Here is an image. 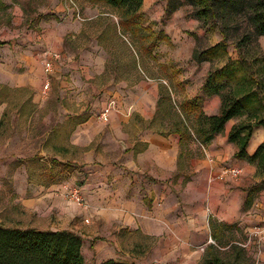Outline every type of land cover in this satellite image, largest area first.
Masks as SVG:
<instances>
[{
  "label": "rangeland",
  "instance_id": "374dc122",
  "mask_svg": "<svg viewBox=\"0 0 264 264\" xmlns=\"http://www.w3.org/2000/svg\"><path fill=\"white\" fill-rule=\"evenodd\" d=\"M166 1L143 0L142 25L168 38L147 54L137 39L115 31L118 17L114 11L92 5L90 0H0V43H3L0 78L23 85L0 86V115L5 112L10 118L6 133L16 144L27 129L30 136L46 131L49 133L47 145L60 148L59 163L70 166L68 169L56 166L46 150L44 156H34L39 165L30 163L34 178L40 181L53 178L61 185L83 182V166L72 161L82 159L84 151L70 152L69 137L84 120H95L93 127L100 126L98 116L110 101L115 102L113 113L118 116L123 110L137 115L155 109L151 128L161 133L168 132L176 120L167 106L156 110L159 97L165 93L171 97L177 115L181 116L184 102H192L205 115L213 112L212 97L204 96L201 87L208 72L221 68L229 60L240 57L246 60L262 84L259 95L264 103V73L259 75L260 61L264 64V37L250 39L238 52L233 42L240 37L242 22L239 31L231 27L223 40L219 24L197 21L193 17L194 9L184 0H180L179 9L166 16ZM223 42V57L200 64L192 59L194 52L200 53ZM53 45L61 50L56 52L59 58L53 61V72L47 78L43 60L47 51L55 52ZM46 79L50 87L44 91ZM205 108L208 109L205 111ZM239 122L240 119H233L227 126L231 129ZM186 124L193 132V116ZM257 130L262 128H253L251 139L255 141L259 139ZM223 136L224 132L214 139L220 140ZM231 145L236 152V147ZM91 147H98L97 140ZM240 161L242 165L230 166L242 170L248 165L251 171L242 170L240 181L233 185L241 196L240 214L232 224L234 228L223 231L218 257L221 264H264V242H257L249 234L253 227L264 222V186L254 196L250 208L242 210L247 191L261 184L264 174L260 176L255 164ZM51 168L55 175L48 174ZM230 242L231 247H225ZM141 255L140 264H156L144 253Z\"/></svg>",
  "mask_w": 264,
  "mask_h": 264
},
{
  "label": "crops",
  "instance_id": "0c3cea01",
  "mask_svg": "<svg viewBox=\"0 0 264 264\" xmlns=\"http://www.w3.org/2000/svg\"><path fill=\"white\" fill-rule=\"evenodd\" d=\"M52 49L55 52L49 51L51 54L59 55L56 52L61 47L53 45ZM2 84L23 87L0 78ZM211 99L213 112L208 116L217 114L220 106L218 97ZM154 110L137 115L123 110L121 116L112 113L106 124L97 120L101 125L93 127L95 120L89 119L72 130L70 152L84 151L82 159L72 162L83 166V182L78 185L88 202L87 210L67 204L56 179L34 178L30 164L37 162L34 156H44L47 150L53 161H60L59 146L47 145L49 133L30 136L27 129L14 144L6 133L10 118L3 112L0 225L75 233L82 239L84 264L108 260L140 264L143 253L156 264H204L208 249L214 246L220 250L223 231L229 230L220 229L222 235L216 241L211 237V224L234 228L240 214L241 196L233 185L241 178L232 182L220 181L217 176L231 164L243 163L234 158V147L227 143L228 124L224 136L209 146L195 140L182 146L172 126L163 133L151 128ZM256 132L259 139L250 140L248 155L264 140L262 130ZM94 140L98 147H91ZM242 170L247 173L251 168L247 165Z\"/></svg>",
  "mask_w": 264,
  "mask_h": 264
},
{
  "label": "trees",
  "instance_id": "16d2710c",
  "mask_svg": "<svg viewBox=\"0 0 264 264\" xmlns=\"http://www.w3.org/2000/svg\"><path fill=\"white\" fill-rule=\"evenodd\" d=\"M90 2L114 11L118 17L115 31L137 39L147 54L155 49L158 43L168 40L164 34H155L150 28L142 25L140 11L143 0H90ZM184 2L194 9L193 17L197 21L203 24H219L223 40L227 38V31L231 27L239 31L241 29L239 23L242 22L244 28L240 37L233 42L238 52L250 39L256 41L257 38L264 37V0H184ZM181 5L180 0H167L166 16L175 12ZM224 45L223 42L200 53L194 52L192 59L200 64L221 58L225 55ZM260 62L259 75L264 73L263 61ZM261 86L256 74L246 64V60L240 57L208 72L202 84L201 91L204 96L219 98L217 114L205 115L192 102H184L180 108L181 116L177 115L173 111L168 93L159 97L157 108L159 111L162 106H167L169 111L173 112L176 120L172 125V133L180 136L182 146L192 140L206 146L215 136L224 132L226 124L231 120L240 119V122L229 130L227 141L236 147L234 158L247 164H255L261 176L264 174V140L252 155H248L246 151L253 128L260 127L264 132V103L259 95ZM191 116L195 122L193 132L186 124ZM83 122L85 120L80 123ZM52 163L64 169L70 168L63 163L55 161ZM263 186L264 178L261 184H256L247 191L242 203L243 211L250 208L254 196L263 189ZM211 227V237L216 241H219V235H222L220 229H233V226L224 224L218 226L211 224ZM81 245V237L69 231H40L34 228L21 229L0 225V264H84ZM219 251L214 246L210 247L208 260L205 259L204 264H221ZM100 264L127 263L108 260Z\"/></svg>",
  "mask_w": 264,
  "mask_h": 264
},
{
  "label": "built area",
  "instance_id": "2783aa9c",
  "mask_svg": "<svg viewBox=\"0 0 264 264\" xmlns=\"http://www.w3.org/2000/svg\"><path fill=\"white\" fill-rule=\"evenodd\" d=\"M43 60V73L48 78L53 72V61L57 60L59 56L57 54L47 53ZM50 87L49 80L46 79L43 85L44 91ZM115 102L110 101L104 108H102L98 121L102 124H106L109 121L110 115L115 111ZM242 176V170L234 167H226L218 174L217 179L220 181H238ZM61 198L69 205H73L77 208L87 210L89 208L88 202L83 194L82 188L77 184L64 183L59 188ZM87 223V221H85ZM250 236L254 237L257 242H264V222L260 225L253 227L250 232Z\"/></svg>",
  "mask_w": 264,
  "mask_h": 264
}]
</instances>
